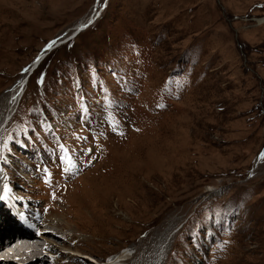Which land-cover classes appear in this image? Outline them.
I'll list each match as a JSON object with an SVG mask.
<instances>
[{
    "label": "rangeland",
    "instance_id": "rangeland-1",
    "mask_svg": "<svg viewBox=\"0 0 264 264\" xmlns=\"http://www.w3.org/2000/svg\"><path fill=\"white\" fill-rule=\"evenodd\" d=\"M0 111V156L52 157L42 261L264 264V0H0Z\"/></svg>",
    "mask_w": 264,
    "mask_h": 264
},
{
    "label": "bare ground",
    "instance_id": "bare-ground-1",
    "mask_svg": "<svg viewBox=\"0 0 264 264\" xmlns=\"http://www.w3.org/2000/svg\"><path fill=\"white\" fill-rule=\"evenodd\" d=\"M95 16H92V18L88 21V22H86V23H81L82 25L79 27V25L77 26V27H79L78 28V30L76 31V33H78L79 32V34L80 33H82L84 30H86L88 27H90L94 22H95V18H94ZM88 23H90V26H88L89 24ZM88 26V27H87ZM78 34V35H79ZM77 35V36H78ZM61 44V43H60ZM58 45V44H57ZM54 49V47L53 48H50L49 50L50 51H52ZM49 51V52H50ZM46 55H44V56H41L40 57V59L34 64V66H33V68H32V71L31 72H35L36 70H37V68L39 67V65L41 64V62L46 58L45 57ZM30 72V73H31ZM32 73V74H33ZM31 74V75H32ZM30 75V76H31ZM29 76V75H28ZM26 77L25 78V82L23 83V86H22V89H21V91H20V95H22V93L24 92V89L26 88V84H27V82H28V80H29V78H30V76L29 77ZM19 96V95H18ZM19 98V97H18ZM15 99V96L13 97V101L11 102V103H14V105L15 104H17L18 103V101L16 102L15 100H20V98L19 99ZM13 105V104H12ZM0 113H1V111H0ZM2 114V113H1ZM3 115V114H2ZM1 115V116H2ZM158 220V219H157ZM6 228H8V225L5 223L4 224V227H1L0 226V232H2V231H4V230H6ZM12 235V234H11ZM58 235V234H57ZM43 237H45V239H47V241H49V244H50V247H53L54 248V245H52V241H50V238H52V239H54V238H60V235H59V237H56V236H54V232L53 231H51V230H44V234H43ZM54 237V238H53ZM38 239V241H39V238H37ZM165 239V238H164ZM163 239V240H164ZM166 239H168L167 237H166ZM55 240V239H54ZM163 240L161 241L160 239H156L155 240V242H156V245L155 246H153V247H149V248H147V249H142V251L141 252H137L136 253V256H135V258H134V260H133V257H128L127 259H123V260H121L120 262H122V261H125V260H127V261H130V260H133V264H153L154 262H155V258H156V256H157V254L159 253V250L161 249V247H160V245L162 244V242H163ZM0 241H2L3 243L6 241H4L3 239H1ZM13 242H15V240L13 241ZM160 242H161V244H160ZM5 245V244H4ZM40 245H42L41 243H38L37 245H32V244H21V245H19L15 250H13V254L12 255H9L8 256V260H5V259H1L0 258V263L1 264H11V263H8V262H11V260H14V259H16V257H22V256H24V258H21V260H19V262L20 263H24V262H27V261H30L31 259H33L34 257H37V258H39V260L37 261V263H33V264H48V262H46V261H42L41 260V257H42V255H39V254H41V253H43V251H42V247L40 246ZM52 245V246H51ZM5 248V247H4ZM3 248V249H4ZM8 251H6V253H7ZM56 253H59V252H56ZM135 253V252H134ZM134 253H132L133 255H134ZM2 254H0V256H1ZM40 256V257H39ZM2 258H4L3 256H2ZM5 261V262H4ZM7 261V262H6ZM153 261V262H152ZM117 263V262H116ZM16 264V263H15ZM129 264V263H128Z\"/></svg>",
    "mask_w": 264,
    "mask_h": 264
},
{
    "label": "trees",
    "instance_id": "trees-1",
    "mask_svg": "<svg viewBox=\"0 0 264 264\" xmlns=\"http://www.w3.org/2000/svg\"><path fill=\"white\" fill-rule=\"evenodd\" d=\"M40 66H41V64H40ZM40 66L37 68V70L40 68ZM37 70H36V71H37ZM36 71H35V72H36ZM35 72H34L33 74H35ZM33 74L30 76V78L33 76Z\"/></svg>",
    "mask_w": 264,
    "mask_h": 264
},
{
    "label": "water",
    "instance_id": "water-1",
    "mask_svg": "<svg viewBox=\"0 0 264 264\" xmlns=\"http://www.w3.org/2000/svg\"><path fill=\"white\" fill-rule=\"evenodd\" d=\"M88 24H89L88 26H90V23H88ZM88 26H87V27H88ZM74 34H75V35H78V34H79V32H78V33H76V31H75V32H74Z\"/></svg>",
    "mask_w": 264,
    "mask_h": 264
}]
</instances>
